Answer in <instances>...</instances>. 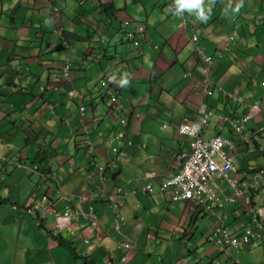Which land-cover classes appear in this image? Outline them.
<instances>
[{"label":"crops","instance_id":"0c3cea01","mask_svg":"<svg viewBox=\"0 0 264 264\" xmlns=\"http://www.w3.org/2000/svg\"><path fill=\"white\" fill-rule=\"evenodd\" d=\"M237 3L202 0L210 10L202 22L187 11L174 14V0H0V264H14V228L41 245L31 248L36 253L52 256L67 248L64 264H82L72 250L95 264H113V255L124 253L123 264H264V225L259 243L240 249L207 239L221 219L232 233H240L253 212L264 224V177L254 174L264 170V107L250 108L245 142L229 130L241 184L250 185L249 204L225 202L212 213L193 201L172 202L157 189L162 178L177 171L180 152L188 149L187 138L177 131L183 117L200 118L204 102L214 114L201 135H222L226 124L218 115L244 110L226 92L244 102L264 96V0H242L233 13ZM104 5L110 8L103 11ZM140 24L143 39L136 47L123 33ZM192 33L198 35L196 42ZM195 45L214 56L207 73L210 93ZM65 56L72 62L69 79L61 74ZM121 76L127 85L119 84ZM70 88L83 95L84 121L101 174L84 155L79 112L73 107L78 103L66 96ZM114 91L131 105L127 125L120 129L129 145L114 139L120 127L106 111ZM35 164L58 183L32 171ZM255 166L258 170L250 171ZM147 171L155 173V192L117 196L122 220L115 230L108 206L112 193L119 185L140 188ZM221 187L224 194L230 192L225 183ZM67 205L77 212L93 207L95 225L83 217H60L54 229L51 210L62 213ZM123 240H132L134 248H118ZM167 251L172 256L165 259ZM36 264L59 263L45 258Z\"/></svg>","mask_w":264,"mask_h":264},{"label":"built area","instance_id":"2783aa9c","mask_svg":"<svg viewBox=\"0 0 264 264\" xmlns=\"http://www.w3.org/2000/svg\"><path fill=\"white\" fill-rule=\"evenodd\" d=\"M181 18L185 23L186 18L184 16H181ZM135 29L134 32H127L126 36L131 38L135 45H138L142 38L144 28L143 25H137ZM197 38L196 34H192L191 40L193 42H195ZM226 44H228V41ZM63 46L65 49L68 47L65 40L63 41ZM196 50L200 54L201 59L205 62L203 68V85L205 86L206 91L209 92L210 79L207 73L213 62V58L205 54L201 47L196 46ZM71 67L72 63L70 59L64 57L61 63V74L63 78H70ZM226 94L229 99L234 100L239 104H243V106L247 108H251L252 106L261 107L264 105V97L257 98L256 101L251 104L250 102H244V99L241 96L235 95L232 92H226ZM66 96L69 99H75L77 101L78 111L82 117L85 111L83 95L75 88H70L67 90ZM236 111L238 112V109ZM129 112V106L119 103L116 99V94L112 93L109 95L108 113L112 123L117 122L120 128H124L128 121ZM199 112L202 114L201 118L196 119L195 121H189L187 118H182L178 123V132L188 139V150L180 152V163L178 164L177 171L171 176L162 178L158 183V191L173 202L191 200L197 205H202L208 212L212 213L214 212V206H223V202H234L239 197H243L245 203H248L249 196H247L246 193L249 190V186L240 185V176L237 167L232 160L233 154H235L237 149L236 145L232 139L226 138L220 134H215L209 137L202 136L201 132L203 126L207 123L213 112L211 109L207 110L204 104L200 106ZM218 117L223 123L228 124L233 131L236 133H242L245 124L249 119V114L240 112L233 116L225 114L219 115ZM81 131L86 145V154L87 156H91L90 131L84 126H82ZM114 139H121L120 131L115 133ZM123 141L126 142L127 145L131 143L129 140ZM115 150L116 148H112V151ZM228 152L232 153L229 154ZM91 164L99 171H102V167L96 163L95 158H91ZM34 168L37 167L34 166ZM154 176L155 173L152 171L145 172L143 174L144 184L140 189L132 188L127 190L124 189L123 186H118L115 189L111 211L115 220L116 229H118V213L116 212L118 202H116V196H118V194H135L138 190L153 193L155 191V188L152 185V179ZM217 179L227 184L231 190L229 195L223 196L220 186L221 184ZM62 215L68 219L71 217H79V214L73 212L68 206L65 208ZM80 215L91 219V221L95 220V214L91 207H89L88 212H81ZM54 217L58 218L59 213L54 212ZM261 227V221L253 213L251 224L249 226H244L240 233L232 234L224 225L223 219H221L213 226L207 239L216 245L227 248L245 247L252 242L258 243L256 241L257 233L255 228ZM120 246L131 250L133 248V242L123 241L120 243ZM126 259L127 255H122L119 262L124 263Z\"/></svg>","mask_w":264,"mask_h":264},{"label":"clouds","instance_id":"9594fccd","mask_svg":"<svg viewBox=\"0 0 264 264\" xmlns=\"http://www.w3.org/2000/svg\"><path fill=\"white\" fill-rule=\"evenodd\" d=\"M241 4H242V0H240V3H237L236 5H235V7H232L231 8V11L233 12V13H235L236 11H238L239 10V8H240V6H241ZM229 7H230V5H229ZM52 10H54V11H57L58 10V8L57 7H53L52 8ZM183 11H187L189 14H193L194 16H195V18L198 20V21H202V22H206L207 21V19H208V12L210 11V10H208V9H205V7L203 6V4H202V0H174V14H180L181 12H183ZM224 12H225V14H227V12H228V7H225V9H224ZM185 17V16H184ZM186 18V17H185ZM186 21H187V18H186ZM184 23V22H183ZM186 23V22H185ZM141 25V24H140ZM143 28H144V26H143ZM136 29H134V30H128V31H125V33H123L124 35L123 36H125L127 39H129V40H131L132 42H133V40L131 39V38H128L127 36H126V33L127 32H129V31H131V32H134ZM192 34H196V33H192ZM197 35V34H196ZM192 36V35H191ZM197 37H198V35H197ZM230 38H232V36H230ZM141 39H143V37L141 38ZM191 39V38H190ZM66 41L67 42V45H68V47H69V43H68V40L66 39V38H64L63 39V41ZM192 41V40H191ZM193 42V41H192ZM196 42V41H195ZM228 43H229V41H228ZM139 44H140V41H139ZM139 44L138 45H136V47H139ZM62 46H63V42H62ZM196 46L197 45H195V47H194V49H195V51H196V53L199 55V57L201 58V56H200V54L197 52V50H196ZM68 47L65 49L64 48V46H63V50H68ZM199 47V46H198ZM202 48V47H201ZM203 49V48H202ZM203 51H204V49H203ZM205 52V51H204ZM205 54H207V53H205ZM207 55H209V54H207ZM222 55V54H221ZM221 55H219V56H221ZM209 56H211L212 58H213V61H214V56H212V55H209ZM65 57H68V56H65ZM69 58V57H68ZM70 59V58H69ZM63 61V60H62ZM70 61H71V59H70ZM203 61V60H202ZM72 63V62H71ZM204 68V67H203ZM210 68V67H209ZM71 69H72V67H71ZM71 71V70H70ZM208 71H209V69H208ZM122 77V76H121ZM209 77V76H208ZM119 84L121 85V86H123V85H127L128 84V80L126 79V78H121L120 80H119ZM207 92V91H206ZM112 93H114V94H116V99H117V101L119 102V103H121V104H124V105H127V106H129V108H130V112H129V116H128V119H129V117L131 116V113H132V109H131V105L130 104H125V103H122L121 101H119L118 100V93L117 92H111V93H109V95L110 94H112ZM207 93H210V91L209 92H207ZM234 94V93H233ZM109 95H108V99H107V104H106V111L108 112V102H109ZM242 97V96H241ZM264 96H261V97H258V98H263ZM257 99V98H256ZM256 99L253 101V102H250L251 104H253L255 101H256ZM249 102V101H248ZM84 103V102H83ZM202 104H204L205 105V107H206V104L203 102ZM201 104V105H202ZM239 104V103H238ZM200 105V106H201ZM240 106H243V104H239ZM200 106H199V108H200ZM244 107V106H243ZM253 107V106H252ZM254 107H258V108H263L264 107V105L263 106H254ZM86 108V107H85ZM199 108H198V112H199ZM77 109H78V104H77ZM206 109L208 110L209 108L208 107H206ZM237 110V109H236ZM250 108H247V107H244V110H241V111H239V109H238V112L237 111H235L234 113H232V114H227V115H231V116H233V115H236V113L237 114H239L240 112H245V113H248L249 114V119H250ZM79 112V111H78ZM85 112V111H84ZM213 112V111H212ZM109 114V113H108ZM199 114L201 115V117H202V114L199 112ZM213 114H214V112H213ZM212 114V115H213ZM79 115H80V113H79ZM219 115H225V114H219ZM218 115V116H219ZM200 117V118H201ZM183 118H187V117H183ZM188 119V118H187ZM197 119H199V118H197ZM248 119V120H249ZM189 120V119H188ZM221 121V120H220ZM80 122H81V125H80V135H81V139H82V142H83V147L85 148V151H84V155L88 158V162H89V164L90 165H92L91 164V158H95V161H96V163L98 164V161H97V158H96V156L93 154V144H92V141H91V149H92V151H91V156H87V154H86V145H85V143H84V140H83V137H82V131H81V128H82V126H84V127H86L88 130H89V128L86 126V124H85V121H84V114H83V116L81 117L80 116ZM128 122V121H127ZM222 122V121H221ZM223 123V122H222ZM247 123V122H246ZM223 124H225V123H223ZM127 125V124H126ZM125 125V126H126ZM227 126H228V128H230V126L228 125V124H226ZM246 125V124H245ZM264 127V126H263ZM125 128V127H124ZM124 128H119V131H120V129L122 130V129H124ZM229 130H231L232 131V133L233 134H235V135H238V136H241V138H243L242 139V141L243 142H245V139H244V137H243V133L245 132V128H244V131L242 132V133H236L235 131H233L231 128L229 129ZM90 131V130H89ZM118 131V132H119ZM178 131V130H177ZM117 132V133H118ZM120 134H121V131H120ZM89 136H90V140H91V131H90V133H89ZM223 136V135H222ZM224 137H226V138H229V139H232L233 140V142H234V144H235V141H234V139L233 138H230V137H227V136H224ZM120 140H126V139H124L122 136H121V139ZM188 140V139H187ZM249 141L250 140H248L247 141V144L248 145H250L249 144ZM123 143L124 144H126V142H124L123 141ZM236 145V144H235ZM112 148H116V150L115 151H112ZM188 150V149H187ZM237 150V149H236ZM111 151L112 152H116L117 151V147L116 146H112L111 147ZM236 153V152H235ZM235 154H233V156H234ZM99 166H101L102 167V165L101 164H98ZM34 166H36L37 168H34ZM94 168H96L94 165H92ZM31 170L32 171H38V172H40L42 175H45V177L46 178H51L52 180H56V182L58 183V180H57V178H55V177H53V176H51L49 173H45V172H43L42 170H40L39 169V167L35 164V165H33V166H31ZM96 170L101 174L103 171H99L97 168H96ZM102 170H103V168H102ZM238 170V169H237ZM145 173V172H144ZM143 173V174H144ZM238 173H239V170H238ZM257 175H259V176H261V177H264V170L263 169H259L257 172ZM175 174V173H174ZM239 176H240V179H239V183H240V185L241 186H244V185H248L249 186V190H248V192L246 193V195L247 196H249V202L248 203H246V204H249L250 203V195H249V192H250V185L249 184H241V174L239 173ZM167 177V176H166ZM219 182V181H218ZM222 183H224V182H222ZM144 184V183H143ZM143 184L140 186V188L143 186ZM220 184H221V181H220ZM226 184V183H225ZM227 185V184H226ZM119 186H122V185H119ZM221 186V185H220ZM118 187V186H117ZM116 187V188H117ZM228 187V186H227ZM115 188V189H116ZM139 188V189H140ZM155 188V187H154ZM132 189V188H131ZM228 189L230 190V188L228 187ZM58 190H60V188H58ZM127 190H130V189H127ZM221 190H222V187H221ZM143 191V190H142ZM146 192V191H145ZM155 192V191H154ZM137 193V192H136ZM135 193V194H136ZM148 193V192H147ZM161 193V192H160ZM222 193H223V190H222ZM231 193V190H230V192L228 193V194H224L223 193V196H226V195H229ZM114 194H115V191H114ZM162 194V193H161ZM128 195H132V194H128ZM127 195V196H128ZM118 196H120V194H118ZM165 196V195H164ZM166 197V196H165ZM111 198V197H110ZM167 198V197H166ZM116 199H117V196H116ZM239 199H242L243 201H244V198L243 197H239L238 199H236L234 202H230V201H225L227 204L228 203H235V202H238V200ZM170 200V199H169ZM187 201H191V200H187ZM117 202H118V205H119V200H117ZM173 202V201H172ZM176 202H179V201H176ZM225 202H223V206H220V207H218V206H214L213 207V209L214 208H222V207H224V205H225ZM244 203H245V201H244ZM73 212H77V211H74L69 205H67ZM66 206V207H67ZM65 207V208H66ZM65 208H64V210H65ZM92 208V210H93V207H91ZM36 209H37V206H34V207H32V208H30L29 210V212L31 213V214H35V211H36ZM64 210L62 211V213H60V212H58L57 210H51V214H52V216H53V218H54V229H56V228H58L59 227V223L56 221L58 218H60V217H64L62 214H63V212H64ZM88 210H89V208H88ZM88 210L86 211V212H88ZM54 212H57V213H59V217L58 218H55L54 217ZM81 212H83V211H80V212H77L78 214H79V217H82L81 215H80V213ZM85 212V213H86ZM93 212H94V210H93ZM116 212L118 213V221H117V224H118V229H116V224H115V220H114V218H113V214H112V211H111V216H112V218H113V225H114V228H115V230H119V226H120V223H121V220H122V216H120V214H119V212H118V206H117V209H116ZM254 213V212H253ZM252 213V214H253ZM94 214H95V212H94ZM256 216H257V214L256 213H254ZM35 217H36V215H35ZM79 217L78 218H75V217H71V218H69V219H72V218H75L76 220H78L79 219ZM258 217V219L261 221V224H262V227H263V222H262V220L260 219V217L259 216H257ZM64 218H66V217H64ZM83 218H85V217H83ZM67 220H69L68 218H66ZM85 219H87V220H89V222L91 223V225H95V222L97 221V219H96V215H95V220L94 221H91V219H89V218H85ZM251 220H252V215H251V219H250V223L249 224H246V225H242V229H243V227L244 226H249L250 224H251ZM36 225L37 226H39L40 225V222L38 221V219H37V217H36ZM261 227V228H262ZM228 229V228H227ZM259 229L260 228H255V230H256V233H257V242L259 243V239H258V233H259ZM242 231V230H241ZM231 232V231H230ZM232 233V232H231ZM232 234H238V233H232ZM123 241H131V242H133L132 240H123ZM123 241H121V242H123ZM120 242V243H121ZM120 243L117 245V247L118 248H120V249H123V250H128V249H125V248H122L121 246H120ZM253 244H258V243H255V242H252ZM252 243H250V244H252ZM250 244H248V245H246L245 247H247V246H249ZM216 245V244H215ZM217 246H220V245H217ZM221 247H223V246H221ZM133 248H134V242H133ZM132 248V249H133ZM224 248H227V247H224ZM239 248H244V247H239ZM122 255H127L126 253H124V254H122ZM121 254L117 257V256H115V255H113V257L116 259L115 260V262L113 263V264H123V263H120L119 262V260H120V258H121V256H122ZM80 256H86V255H80ZM80 258V257H79ZM81 259V258H80ZM79 259V260H80ZM127 260V259H126ZM81 261V260H80ZM82 262V261H81Z\"/></svg>","mask_w":264,"mask_h":264},{"label":"rangeland","instance_id":"374dc122","mask_svg":"<svg viewBox=\"0 0 264 264\" xmlns=\"http://www.w3.org/2000/svg\"><path fill=\"white\" fill-rule=\"evenodd\" d=\"M92 19L94 20L95 18H92ZM73 107H74L75 112H77V108L74 105H73ZM87 113H90V111L88 109L86 111V114ZM79 118H80V115H79ZM89 118H92V117H89ZM109 125H111V124H109ZM246 129L248 130L249 128H246ZM221 130H222L221 134L223 136L232 137V136H230L231 133L229 131V128L226 125H223L221 127ZM262 133H264V130H263ZM230 153H232V152H230ZM246 158L251 160L253 158V154L252 153L248 154L246 156ZM252 169L250 170L252 172L254 170H258V166H255ZM35 172H38V171L36 170ZM254 174L257 175L256 172ZM98 177H99V175H98ZM204 222H208V218L206 216H204ZM29 238L30 237H25V235L22 233V231L20 229H17V228L13 229V231H12V242L14 243V245L12 246L11 257L13 259L14 264H26V263L36 264V263H38L39 261H41V260H43L45 258H49L52 261L55 260L59 264H62V263L64 264L65 262H67L65 256L67 254H70V251L67 248H65V247L62 248V250H64V253H61L59 251L53 252L52 256L50 254L36 253L31 248H38L41 245H36L37 241H33L31 238L30 239ZM29 240H31L32 242L35 243V245H34L35 247H33V245H31L29 243ZM199 240H200V238H197V241H199ZM234 249H240V248H234ZM162 254L165 257V259H168L169 257L172 256L170 251L162 252ZM45 255H47V256H45ZM42 256H45V257H42ZM127 259H128V256H127ZM124 263H125V261H124ZM8 264H11V263H8Z\"/></svg>","mask_w":264,"mask_h":264},{"label":"trees","instance_id":"16d2710c","mask_svg":"<svg viewBox=\"0 0 264 264\" xmlns=\"http://www.w3.org/2000/svg\"><path fill=\"white\" fill-rule=\"evenodd\" d=\"M110 7L109 6H107V5H104V7L102 8L103 9V11H106V10H108ZM231 131V130H230ZM232 132V131H231ZM230 132V133H231ZM252 137V136H251ZM230 138H232V137H230ZM249 153H251L250 151H249ZM243 157H245V155L243 156ZM235 166H236V164H235ZM238 169V168H237ZM239 170V169H238ZM253 170V169H252ZM42 171H44V170H42ZM61 190H63V189H61ZM115 191V190H114ZM115 196V194H114V192L112 193V195H111V198H110V201H109V204H108V206H109V208H110V211H111V205H112V203H113V197ZM120 197H127V195H120ZM117 202V201H116ZM36 219V218H35ZM56 238H58V237H56ZM71 256H73V258L74 259H76V258H81V261H82V264H95V262H94V260L93 259H91V258H89V256H80L79 254H77L76 252H73V250H72V254H71Z\"/></svg>","mask_w":264,"mask_h":264}]
</instances>
